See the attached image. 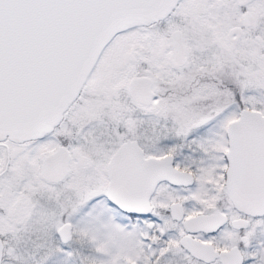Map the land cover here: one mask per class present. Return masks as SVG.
<instances>
[{
    "label": "snow or ice",
    "instance_id": "1",
    "mask_svg": "<svg viewBox=\"0 0 264 264\" xmlns=\"http://www.w3.org/2000/svg\"><path fill=\"white\" fill-rule=\"evenodd\" d=\"M0 264H264V0H0Z\"/></svg>",
    "mask_w": 264,
    "mask_h": 264
}]
</instances>
